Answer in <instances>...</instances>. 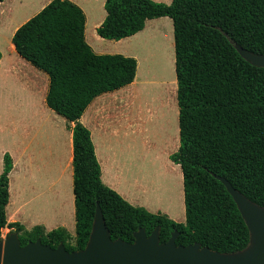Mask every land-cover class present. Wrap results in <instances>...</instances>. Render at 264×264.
I'll use <instances>...</instances> for the list:
<instances>
[{
  "label": "trees",
  "instance_id": "1",
  "mask_svg": "<svg viewBox=\"0 0 264 264\" xmlns=\"http://www.w3.org/2000/svg\"><path fill=\"white\" fill-rule=\"evenodd\" d=\"M104 9L97 34L106 40L131 38L150 20H172L179 147L170 160L183 176L185 222L133 206L103 183L91 131L80 120L98 97L132 85L138 62L122 54H96L86 41L84 10L71 0H52L15 31L11 45L47 75V107L73 124L76 235L41 226L28 231L8 222L14 167L9 153L0 175V235L10 228L22 246L41 240L53 249L63 243L68 252L79 251L87 245L99 204L112 240L133 243L140 228L150 236L159 227L161 243L177 231V245L200 244L220 253L245 249L249 231L215 176L264 207V68L245 61L234 46L264 55V0H172L169 5L106 0Z\"/></svg>",
  "mask_w": 264,
  "mask_h": 264
},
{
  "label": "rangeland",
  "instance_id": "2",
  "mask_svg": "<svg viewBox=\"0 0 264 264\" xmlns=\"http://www.w3.org/2000/svg\"><path fill=\"white\" fill-rule=\"evenodd\" d=\"M49 1L51 0H4L0 5V175L6 153L11 155L16 169L32 164L33 167H39L27 187L29 192L32 188L34 194L38 190L55 191L61 187L58 181L60 168L57 155L64 157L61 165L66 172L67 185L63 187L71 191L73 189L70 143L66 137L68 133H65L72 124H67L63 117L47 107L45 98L42 100L44 92L41 95L36 93L33 97L29 95V85L38 76H42L37 80L44 91L47 75L20 58L11 45V32ZM79 1L87 16L86 27L90 41L93 33L98 36L97 28L106 17V0ZM154 1L168 5L172 2ZM9 4L13 21L11 24L10 11L7 10ZM100 39L107 45L104 46L107 49L103 54H121L123 49L129 53V57L138 62L133 87L129 93H120L109 108L111 112H107V115L111 114L114 119L112 130L109 132L112 136L107 134L106 141L107 145L111 144L118 152V164L124 172L122 188L129 192L153 189L152 199L156 206L170 208L178 202L180 204L182 182L179 174L182 172L180 166L170 160V156L179 147V109L172 20L168 17L150 20L144 31L130 40L118 42ZM10 66L15 68L12 76H9L7 70ZM120 95H128V99ZM88 125L94 135H99L95 122ZM60 135L66 137L64 142L67 143V148L58 149L56 146L57 137ZM102 139L104 142V138ZM29 145V153H26L24 149ZM102 152L106 154V148H103ZM167 161L173 166L174 173L170 172ZM182 208L185 218L183 197ZM169 213L171 214V210ZM8 233H11V229L5 228L0 237H5ZM71 244H74V240Z\"/></svg>",
  "mask_w": 264,
  "mask_h": 264
},
{
  "label": "water",
  "instance_id": "3",
  "mask_svg": "<svg viewBox=\"0 0 264 264\" xmlns=\"http://www.w3.org/2000/svg\"><path fill=\"white\" fill-rule=\"evenodd\" d=\"M234 46L245 61L264 68V55L235 43ZM215 177L234 200L249 231L248 246L239 252L220 253L200 244L177 245V231L168 242L161 243L159 227L150 236L140 228L133 243L112 240L98 204L84 249L68 252L63 243L53 249L41 240L22 246L19 234L13 232L0 237V264H264V207L252 202L225 178Z\"/></svg>",
  "mask_w": 264,
  "mask_h": 264
},
{
  "label": "crops",
  "instance_id": "4",
  "mask_svg": "<svg viewBox=\"0 0 264 264\" xmlns=\"http://www.w3.org/2000/svg\"><path fill=\"white\" fill-rule=\"evenodd\" d=\"M71 1L78 4L81 8L84 9L82 3L79 0H71ZM49 2L43 4L38 10V12L41 11ZM7 10L10 11L9 24H11L13 22L11 4L7 6ZM36 14H34L33 16H35ZM32 17H29L24 22H22V24L16 27L11 32V37L14 35L15 31L21 25L26 23ZM96 28L97 25L94 28V32L96 31ZM130 39H133V37L127 38V40ZM86 41L96 54H103L107 49V47H104L107 46L106 44L103 43L105 41L101 40L100 37H98L94 33L91 35L90 41H88L87 27H86ZM122 53L125 54L124 56L127 57L130 56L128 55L129 53L127 51H124L123 49H122ZM7 70L9 76H12L15 68L10 66L9 69ZM37 78H42V76H38ZM37 78L31 81L32 84L29 85L28 93L31 97H33L35 96L36 93L41 95L42 92H44L42 96V100H44V98L47 95L49 80L47 77H45V85H44L45 88L44 91H42L41 89L42 86L38 82ZM131 87H133V84L117 92L105 94L98 97L89 106L86 113L83 115V117L80 120L81 123L91 131L93 143L95 145L96 155L102 168V181L106 186H108L109 188L113 189L118 194H120L131 205L136 207H143L152 213L160 212L166 214L168 217L170 216L178 223H184L185 218H183V208H182V197L184 201L182 173L179 174L181 179L180 182H182L180 186V190H181V196L179 199L180 204L178 202V204L170 208L162 205L159 206L155 205L152 199L153 198L152 193L154 192L153 189L152 190L137 189V191L135 190L133 192H129V191H125V189L122 188V182L124 180L123 179L124 172L122 171L121 167L118 164V152L116 148L113 147L111 144L107 145V141H106L107 134H109L110 137L112 136V133L109 132L110 130H112L113 119H114V117L111 114L107 115V112L108 113L111 112V109L109 108L111 107L113 102H115L118 95L120 93H125V94L126 92L129 93ZM122 97H125L126 99L128 95ZM92 121L97 124L96 128L99 135H94V131L89 127L88 124L93 123ZM67 124L71 125L70 123ZM72 127H70L68 131H65V133H68L66 137H68V141L70 143L69 155H70L71 164H72V153H73ZM60 136L62 137V135ZM60 136L57 137L56 146H58V149L63 147L67 148V143L64 142L66 137H62L61 139ZM102 138H104V142H102L103 140ZM103 148H106V154H103L102 152ZM24 150L26 151V153H29L30 145L28 147L26 146ZM63 159H64L63 156L59 157V155H57V163L59 164V168H60L58 181L59 184L61 183V187L57 188L55 191H50L49 189L38 190L34 194V190L31 188L29 192V189H27V187L29 186V183L32 179L31 177L35 172L39 171V167L38 168L33 167V164L30 166L27 165L21 166L18 169L13 167V170L10 174V186H9L10 201L7 206V217L9 223H19L23 225L28 231L34 228L35 226L43 227L46 230V232H50L58 228H64L67 230V232L70 234V236L73 239L75 238L76 235L75 198H74V194H72L73 189L71 191L70 189L67 190L65 189L66 187H63L67 185L65 182L66 172L63 170L61 165V163H63ZM40 163L41 162H39V166ZM167 163H168V167L171 168L170 172L172 171L174 173L175 170L171 165V163L169 161H167ZM169 210H171V214L169 213Z\"/></svg>",
  "mask_w": 264,
  "mask_h": 264
}]
</instances>
